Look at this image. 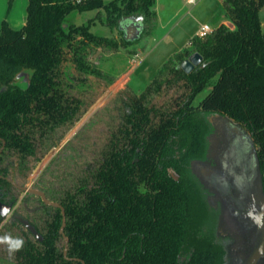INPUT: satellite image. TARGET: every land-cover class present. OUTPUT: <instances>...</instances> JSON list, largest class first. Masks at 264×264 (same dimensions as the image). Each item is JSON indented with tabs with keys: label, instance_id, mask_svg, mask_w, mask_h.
<instances>
[{
	"label": "trees",
	"instance_id": "obj_1",
	"mask_svg": "<svg viewBox=\"0 0 264 264\" xmlns=\"http://www.w3.org/2000/svg\"><path fill=\"white\" fill-rule=\"evenodd\" d=\"M155 1L75 5L28 0L22 28L1 22L0 202L11 204L14 215L42 237L35 239L15 217H0V237L10 234L24 241L19 252L6 254L16 264H223L225 250L216 244L209 217L213 212L194 173V165L206 158L212 118L227 117L228 131L238 127L249 138L264 193V32L259 18L264 0H221L233 28L219 25L204 39L193 37L191 46L164 63L141 94L119 93L118 124L96 154L89 177H78L73 187L58 192L46 182L33 186L63 207L67 242L60 234L61 210L33 194L20 202L22 191L5 179L25 187L37 150L46 152L75 130L92 89L87 76L104 79L87 60L89 48H119L90 32L89 24L64 28L67 16L104 10L107 25L122 31L120 46L127 47L142 40ZM123 20L139 25L136 40L125 39ZM194 53L202 62L186 74L180 64ZM214 78L210 92L195 105Z\"/></svg>",
	"mask_w": 264,
	"mask_h": 264
},
{
	"label": "rangeland",
	"instance_id": "obj_2",
	"mask_svg": "<svg viewBox=\"0 0 264 264\" xmlns=\"http://www.w3.org/2000/svg\"><path fill=\"white\" fill-rule=\"evenodd\" d=\"M195 1L196 3L191 5L187 0H156L153 9L155 15L148 23L144 24L145 34L142 40L127 47L120 46L122 31L120 33L117 28H110L107 25L104 10L82 13L74 11L67 16L63 23L64 28H68L70 25L89 24L90 32L112 39L119 45L117 50L91 46L87 59L89 64L99 71L105 80L110 79L112 84L106 86L105 80L98 78L95 74L87 76V81L92 89L85 94L87 103L75 130L64 134L66 136L62 140L57 138L55 140L57 144L54 143L46 152L44 149L37 150L38 159L35 161L34 171L25 183L26 188L32 189L40 181L41 183L46 182L50 189L58 192L73 187L78 177L83 178L91 175L97 159L96 154L104 147L109 133L112 132V125L118 124L116 109L119 105V93L123 97L141 94L154 81L164 63H172L169 60L175 59L178 54H183L184 50L191 46L190 43L195 37L196 22L206 23L216 29L223 14L221 11L220 15L221 7L218 0ZM27 4L28 0H0V24L3 20L8 22V18H10L11 22H14L16 30L22 28L24 25L22 26L21 22L25 19L26 23ZM9 15L11 16L8 17ZM259 18L264 32V6L260 10ZM229 21L228 23H231ZM121 24L126 25L127 21L123 20ZM216 79L214 78L197 95L194 101L195 105L210 92ZM164 100L166 101L167 97L159 98L157 106ZM227 123H230L227 117L212 118L206 158L199 163L202 168H212L216 173H222L220 157L228 140ZM43 152L47 154L44 155ZM196 166L194 165V173L199 176L203 188L214 201L213 207L216 210L211 213L212 215L209 214V217L214 219L215 215L216 219L213 220V225L218 229L221 237H224L223 240L226 239L223 243L228 251L229 264H246L251 254L253 255L252 264H264V237L259 236L256 227H246L236 215L231 213V208L224 200L216 182L207 180L197 171ZM54 168L60 172L55 171ZM52 170L58 172V179H53ZM255 186L258 188L257 181ZM258 191L261 194L260 189ZM26 194L22 192L19 195L20 202L24 200ZM232 197L242 202L243 196L240 191L233 190ZM257 242L261 244V248L255 252L253 246ZM8 248L7 244H0V264H16L13 257L6 255L9 251ZM249 248L252 253H249L248 256ZM246 256L248 257L246 258Z\"/></svg>",
	"mask_w": 264,
	"mask_h": 264
},
{
	"label": "water",
	"instance_id": "obj_3",
	"mask_svg": "<svg viewBox=\"0 0 264 264\" xmlns=\"http://www.w3.org/2000/svg\"><path fill=\"white\" fill-rule=\"evenodd\" d=\"M124 37L128 41L136 40L140 35V28L138 24L133 22L125 25L124 27ZM202 62V57L198 53H194L190 55L187 59L183 60L180 64L181 70L186 73L190 74L200 63ZM26 78L28 76L26 75ZM211 120V119H209ZM231 138L229 139L228 146L223 153L222 157L220 158V164L222 166V174H217L211 182H216L217 187L220 188V193L223 195L224 200L228 203V198L231 200L239 201L237 202L240 207L237 213L247 212V216L250 218H255L254 214L255 211L250 208V205L255 207L253 203V199L255 198L254 191V183L256 180L259 179V172H258V164L255 149L249 140V138L238 128L233 127L231 132ZM1 152V150H0ZM248 166L247 168H245ZM247 169V170H245ZM248 175L247 178L250 179L249 184H246L245 176ZM7 181L12 183L16 188L23 191L24 193L33 194L39 196L42 201L48 206H54L59 208L62 212L63 220H62V227L60 229V234L62 235L65 242H67L63 230L65 227V219H64V209L61 205L55 204L50 202L44 193L40 191H36L34 189L21 187L16 185L11 179L5 178ZM260 189V188H259ZM238 190L241 192L242 202L240 200L234 199L232 197V191ZM229 204V203H228ZM231 207V205H229ZM257 206V205H256ZM13 206L11 204H4L0 202V217L3 219H7L11 213ZM260 211L261 209L264 211V207L258 204L257 206ZM256 210V209H255ZM24 227L38 240L42 241V237L40 234L35 230L33 226H31L26 220L18 219ZM254 221V220H253ZM258 219L255 218L256 225L258 224ZM67 246H65L64 255H66Z\"/></svg>",
	"mask_w": 264,
	"mask_h": 264
},
{
	"label": "flooded vegetation",
	"instance_id": "obj_4",
	"mask_svg": "<svg viewBox=\"0 0 264 264\" xmlns=\"http://www.w3.org/2000/svg\"><path fill=\"white\" fill-rule=\"evenodd\" d=\"M232 129H233V127H231ZM230 128V129H231ZM230 129H229V131L227 130V143L225 144V148L223 149V152H222V154H221V157H222V155H223V153L225 152V150H226V148H227V146H228V142H229V139L231 138V132H232V129H231V131H230ZM3 143V142H2ZM56 144H57V142H55ZM3 147H4V145L2 144V146H1V148H0V150H2L3 149ZM220 157V158H221ZM248 166H246L245 168H247ZM201 166H199V164H197V166H196V169H197V171L198 172H200L207 180H209V181H212V179H214L215 177H216V175L217 174H222L221 172L220 173H216V171L214 170V169H212V168H202V171H201ZM245 170H247V169H245ZM215 171V172H214ZM196 175V174H195ZM196 177H197V180H198V184H199V186H200V189H201V191H202V193H203V196H204V198L207 200V203L210 205V208L212 209V212H214V210H216L214 207H213V203H214V201H213V199H212V197L208 194V193H206V191H205V189L203 188V186H202V184H201V181H200V178H199V176L198 175H196ZM246 178H245V180H246V184H249V182H250V179L249 178H247L248 177V175H246L245 176ZM257 181V180H256ZM15 187V186H14ZM18 189V188H17ZM19 190V189H18ZM259 188H256V186H255V183H254V191H253V193L255 194V198L253 199V203L255 204V207H253L252 205H250V208L251 209H253L254 211H255V214H254V217L256 218V219H258V224H260L261 223V225H256V224H254L255 223V218H250L249 216H247V214H249V213H247V212H243V213H245L246 215H244V214H242V213H237L238 211H239V209H240V207L238 206L239 204L235 201V200H231L230 198H228V200L227 201H229L228 203V205H231V213H233L234 215H236L237 216V218H238V220L243 224H245V226L246 227H250V226H254V227H256V229H257V231H258V233H259V236L260 237H264V211L261 209L260 211H258V204L260 205V206H263L264 207V193H262V191H261V194H259ZM21 191V190H20ZM23 192V191H22ZM26 195H29L28 193L26 194ZM45 195V194H44ZM262 195V196H261ZM37 197H39V196H37ZM263 197V198H262ZM40 198V197H39ZM41 199V198H40ZM42 200V199H41ZM55 204H57V203H55ZM238 204V205H237ZM257 205V206H256ZM256 209V210H255ZM12 215H10V217H15L17 220L18 219H21L20 217H18L17 215H14V210L12 211V213H11ZM9 218V217H8ZM215 215H214V219H212V225H213V220L215 221ZM254 220V221H253ZM213 235H214V239H215V241H216V244H218V245H220L224 250H225V255H224V257H223V264H229V259H228V251H227V248H226V245L223 243V241L224 240H226V239H224L223 240V238L224 237H221V235L218 233V229H216L215 228V226L213 225ZM34 237V236H33ZM35 238V237H34ZM36 239V238H35ZM254 250H255V252H257L258 250H260V248H261V244L259 243V242H257L254 246ZM251 254L252 252L250 251V248H249V251H248V253H247V255L248 254ZM259 253V252H258ZM263 253H264V251H263ZM249 254V255H250ZM248 255V256H249ZM248 256H246V258L248 257ZM252 258H253V255L251 254L249 257H248V259H247V263L246 264H252L251 262H252ZM245 264V263H244Z\"/></svg>",
	"mask_w": 264,
	"mask_h": 264
},
{
	"label": "built area",
	"instance_id": "obj_5",
	"mask_svg": "<svg viewBox=\"0 0 264 264\" xmlns=\"http://www.w3.org/2000/svg\"><path fill=\"white\" fill-rule=\"evenodd\" d=\"M68 1L75 4V5H84V4H87V3L94 1V0H68ZM104 1H108V0H104ZM187 2L192 5L195 3V0H188ZM213 30L214 29H212L207 24H199V27H198V30H197L195 36L199 39H204L206 36L211 34L213 32Z\"/></svg>",
	"mask_w": 264,
	"mask_h": 264
},
{
	"label": "clouds",
	"instance_id": "obj_6",
	"mask_svg": "<svg viewBox=\"0 0 264 264\" xmlns=\"http://www.w3.org/2000/svg\"><path fill=\"white\" fill-rule=\"evenodd\" d=\"M0 244H7L9 246L8 250L10 253L19 252L23 246L24 241L22 238H13L10 234L0 237Z\"/></svg>",
	"mask_w": 264,
	"mask_h": 264
},
{
	"label": "crops",
	"instance_id": "obj_7",
	"mask_svg": "<svg viewBox=\"0 0 264 264\" xmlns=\"http://www.w3.org/2000/svg\"><path fill=\"white\" fill-rule=\"evenodd\" d=\"M188 1V0H187ZM218 2H219V5H220V7H221V0H218ZM195 3H196V1H195ZM156 9V8H155ZM221 11H222V7L220 8V15H221ZM223 12V11H222ZM11 15H9L8 17H10ZM228 18L224 15V13L222 14V18H221V20H220V22H218V24L216 25V28L219 26V25H228V26H226V27H228V28H233V25L231 24V23H228ZM14 21V20H13ZM7 22V21H6ZM230 22V21H229ZM8 25L11 27V28H13V29H16V27L14 26L15 24H14V22H11V19L10 18H8ZM16 23V22H15ZM197 23V26H196V32H197V28H198V25L199 24H206V23H201V22H196ZM21 25L23 26V25H25V19L21 22ZM208 25V24H207ZM211 27V26H210ZM212 28V27H211ZM212 29H214V27L212 28ZM196 32H195V34H196ZM194 34V35H195ZM193 35V36H194ZM188 45H189V43H188ZM136 56H138V55H136ZM135 56V57H136ZM135 69V68H134ZM161 69V68H160Z\"/></svg>",
	"mask_w": 264,
	"mask_h": 264
}]
</instances>
